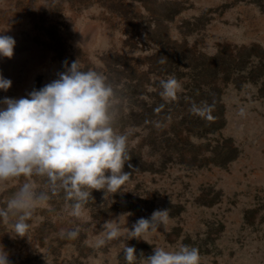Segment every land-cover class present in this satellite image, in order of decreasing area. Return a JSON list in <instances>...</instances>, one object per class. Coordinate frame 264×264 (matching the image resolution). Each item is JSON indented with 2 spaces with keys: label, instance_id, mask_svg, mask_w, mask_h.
Returning a JSON list of instances; mask_svg holds the SVG:
<instances>
[{
  "label": "rangeland",
  "instance_id": "obj_1",
  "mask_svg": "<svg viewBox=\"0 0 264 264\" xmlns=\"http://www.w3.org/2000/svg\"><path fill=\"white\" fill-rule=\"evenodd\" d=\"M159 24L172 39L209 55L227 44L264 46V0H0V35L16 41L13 57H0V74L12 81L6 92L0 90V100L26 97L57 79L65 62L70 66L78 59L82 70L105 74L115 87L114 127L128 135L131 157L130 151L144 143L147 132L143 126L129 125L130 108L171 107L185 92V81H181L175 100L159 99L164 79L147 74V63H142L159 48L145 40L148 29L157 31ZM135 83H141L140 93L133 90ZM261 93V82H248L242 88L230 84L224 89L226 126L213 139H231L238 148L237 159L228 165L187 169L171 163L163 166L162 159L153 164L165 146L158 142L151 154L144 145L145 158L138 168L146 171L132 172L131 157L123 168L130 178L117 193L105 196L103 190H93L94 199H89L80 217L70 214L63 192L51 195L28 221L27 236L15 235L14 217L8 224L0 222V249L8 254L10 264H126L119 241L93 246L104 222L123 215L121 240L134 246L138 257L153 254L155 247L175 250L190 245L199 249L201 264H264ZM193 141L209 142L196 137ZM180 151L191 153L182 145L177 148ZM26 179L0 184V207ZM31 180L38 190L46 189L45 178ZM165 209L169 213L166 226L142 239H126V227L131 229L138 219ZM73 229H79L76 239L61 238L62 230ZM143 255L136 264H145Z\"/></svg>",
  "mask_w": 264,
  "mask_h": 264
},
{
  "label": "clouds",
  "instance_id": "obj_2",
  "mask_svg": "<svg viewBox=\"0 0 264 264\" xmlns=\"http://www.w3.org/2000/svg\"><path fill=\"white\" fill-rule=\"evenodd\" d=\"M16 41L0 35V57L12 58ZM58 78L40 89H33L19 99L0 100V184L20 177L28 178L0 207V222L8 224L16 236L25 237L28 221L37 208L48 203L51 195L63 192L70 214L80 217L93 190L117 193L130 178L123 171L131 157L128 135L114 127L118 97L107 76L96 70H82L75 60ZM10 79L0 74V90L7 91ZM161 97L175 100L182 85L175 76L160 81ZM205 109L193 105L192 111ZM243 115V110H241ZM131 167V165H129ZM110 173V174H106ZM32 177H42L46 189L38 190ZM123 216V215H121ZM120 216V217H121ZM120 217L105 221L102 235L94 242L101 248L117 240L123 245L126 264H136L134 246L122 242ZM168 210H155L150 218H140L132 228H125L126 239H142L167 225ZM79 229L60 232L61 238L76 239ZM145 264H201L199 249L181 245L175 250L155 247L144 257ZM0 264H10L8 254L0 249Z\"/></svg>",
  "mask_w": 264,
  "mask_h": 264
},
{
  "label": "trees",
  "instance_id": "obj_3",
  "mask_svg": "<svg viewBox=\"0 0 264 264\" xmlns=\"http://www.w3.org/2000/svg\"><path fill=\"white\" fill-rule=\"evenodd\" d=\"M160 28L159 24L157 31L148 29L145 37L147 44H156L159 48L142 63H147V74L154 73L164 80L175 76L179 82L185 81L182 83L185 92L178 97L179 103L171 107L151 105L130 108L129 125L133 128L143 126V130L147 132L144 143L130 151V170L145 172L146 170L138 168L145 158L143 146L148 145V152L153 154L152 149L158 142L165 148L163 154L153 160V164L162 159L163 166L171 163L187 169L226 166L237 159L238 148L231 139H213L226 126L222 95L228 85L234 84L242 88L248 82L254 85L261 82L264 93V46L257 43L227 44L220 46L214 55H209L186 41L172 39ZM181 31L184 35L187 34L184 30ZM141 86V83H135L132 87L140 93ZM161 91L157 93L159 99L163 98ZM193 105L205 110L194 112ZM194 137L209 142L195 143ZM213 142H217L214 147ZM179 145L190 149L191 153L177 152Z\"/></svg>",
  "mask_w": 264,
  "mask_h": 264
}]
</instances>
